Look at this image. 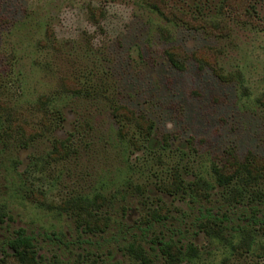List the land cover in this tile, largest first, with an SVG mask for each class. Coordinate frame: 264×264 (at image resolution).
I'll list each match as a JSON object with an SVG mask.
<instances>
[{
    "label": "rangeland",
    "instance_id": "374dc122",
    "mask_svg": "<svg viewBox=\"0 0 264 264\" xmlns=\"http://www.w3.org/2000/svg\"><path fill=\"white\" fill-rule=\"evenodd\" d=\"M155 3L0 0V264H264V0Z\"/></svg>",
    "mask_w": 264,
    "mask_h": 264
},
{
    "label": "trees",
    "instance_id": "16d2710c",
    "mask_svg": "<svg viewBox=\"0 0 264 264\" xmlns=\"http://www.w3.org/2000/svg\"><path fill=\"white\" fill-rule=\"evenodd\" d=\"M151 5L154 9H156L161 14L162 11H160L159 6L155 3V0H150ZM168 58L170 61L175 64L176 66H182L181 64V57L178 53L175 52H168ZM115 114L119 115V113L115 110ZM9 248L18 256H22L24 251L28 248L34 246L33 238L29 235L24 234L23 230L20 231L19 235L13 239H10L8 241ZM132 250H136L134 245L130 246ZM167 248H170V246H167Z\"/></svg>",
    "mask_w": 264,
    "mask_h": 264
}]
</instances>
